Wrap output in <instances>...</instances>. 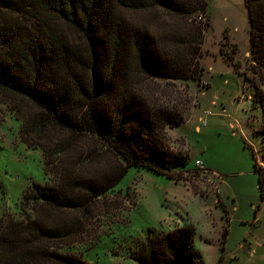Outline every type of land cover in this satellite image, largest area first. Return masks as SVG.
<instances>
[{
  "label": "trees",
  "instance_id": "trees-1",
  "mask_svg": "<svg viewBox=\"0 0 264 264\" xmlns=\"http://www.w3.org/2000/svg\"><path fill=\"white\" fill-rule=\"evenodd\" d=\"M246 6L257 78L245 81L262 109L264 155V0ZM208 10V0H0V103L22 142L42 151L48 178L25 190L21 217L0 214V264H95L62 249L114 207L130 168L184 179L190 155L170 146L168 130L187 123L189 102L160 93L204 76ZM255 171L264 199L257 162ZM2 193L0 180V202ZM148 232L130 252L138 264L193 259V225Z\"/></svg>",
  "mask_w": 264,
  "mask_h": 264
},
{
  "label": "rangeland",
  "instance_id": "rangeland-1",
  "mask_svg": "<svg viewBox=\"0 0 264 264\" xmlns=\"http://www.w3.org/2000/svg\"><path fill=\"white\" fill-rule=\"evenodd\" d=\"M208 2L202 21L208 23L201 57L204 76L189 84L176 83L168 97L160 93L163 101H176L174 97L181 93L189 102L188 122L168 130L170 146L190 155L184 179L176 185L165 175L130 168L109 197L114 207L99 209L80 240L63 252L95 264H138L130 252L150 228L169 232L194 225L195 254L185 264L195 260L198 264H264V199L255 171L256 162L264 171L259 132L263 113L253 104L254 90L245 81V77L257 78L249 12L246 0ZM138 20L148 25V14ZM20 129L21 122L0 103V214L16 217H21L25 190L48 181L42 151L29 149ZM198 159L210 172H200ZM210 196H215V203ZM177 214L184 219L176 222Z\"/></svg>",
  "mask_w": 264,
  "mask_h": 264
},
{
  "label": "crops",
  "instance_id": "crops-1",
  "mask_svg": "<svg viewBox=\"0 0 264 264\" xmlns=\"http://www.w3.org/2000/svg\"><path fill=\"white\" fill-rule=\"evenodd\" d=\"M211 87V86H210ZM210 112V111H209ZM208 112V113H209ZM212 113V112H211ZM188 122V121H187ZM197 127V130H200L201 128H200V126H196ZM177 129V128H176ZM199 160V159H198ZM204 162V161H203ZM204 166H205V163H204ZM205 168H206V170L208 171V172H210V169L208 168V167H206L205 166ZM173 181V180H172ZM176 185H178V184H181V182H182V180L181 181H178V182H176V181H173ZM188 183V182H187ZM191 186L189 185V186H186V191L187 192H189V188H190ZM181 192H184V191H182L181 190ZM193 193H196V192H194V190H193ZM215 197V196H214ZM214 197L213 196H210V197H208V199H211L212 201H214V203H215V201L216 200H214ZM177 216H178V214H177ZM183 220L184 219V217L183 216H181V215H179L178 217H177V221L176 222H178V221H180V220ZM194 226V225H193ZM195 227V226H194ZM196 228V227H195ZM197 230V229H196Z\"/></svg>",
  "mask_w": 264,
  "mask_h": 264
},
{
  "label": "built area",
  "instance_id": "built-area-1",
  "mask_svg": "<svg viewBox=\"0 0 264 264\" xmlns=\"http://www.w3.org/2000/svg\"><path fill=\"white\" fill-rule=\"evenodd\" d=\"M200 20H203V18H199ZM209 115L211 114V112L208 113ZM196 166L197 168L200 170V172H207L205 166H204V162L201 160H197L196 161Z\"/></svg>",
  "mask_w": 264,
  "mask_h": 264
}]
</instances>
